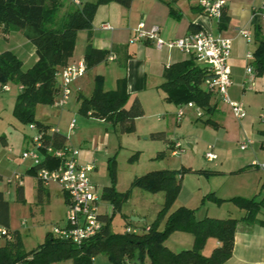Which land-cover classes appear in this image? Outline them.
<instances>
[{"label": "trees", "instance_id": "obj_1", "mask_svg": "<svg viewBox=\"0 0 264 264\" xmlns=\"http://www.w3.org/2000/svg\"><path fill=\"white\" fill-rule=\"evenodd\" d=\"M110 1L127 7L132 0H95L80 5L71 2V9L61 19H58V13L63 5L62 0H0V30L8 31L12 27L22 29L35 46L37 56L31 67L23 69L22 61L13 52L9 50L0 52V85L3 87L7 83H13L23 87L15 97L12 111L19 121L35 123L44 131L50 129L35 119V106L39 103L53 104L58 93L56 73L66 66L73 56L79 30H88L84 50L86 68H91L108 58L110 50L92 45L91 29L98 6ZM168 5L171 14H178L170 2ZM228 20L229 16L224 9L220 17V28L225 27ZM200 29L196 28L192 32ZM252 65L256 75L264 74V36L256 38ZM163 77L164 81L160 87L166 92L170 102L182 104L192 101L205 113L210 114L213 111L212 96L202 87L206 77L204 66L195 64L192 59L175 62L166 68ZM129 98L125 78L118 80L115 89L104 90L102 77L96 76L92 94L88 97L81 94L78 96V109L82 114L110 121L123 133L131 132L135 129V118L143 115L144 110L137 97L127 105ZM205 123L214 126L209 119L205 120ZM150 136L161 138L163 134L155 132ZM44 142L54 147H65L67 138L60 132L54 131L46 134ZM164 153L160 151L157 157H163ZM47 162L48 160H45L43 165L52 167L56 164V162ZM32 169L36 175V169L33 167ZM188 171L191 169L150 170L135 176L131 182L132 186L148 192H163L164 201L160 215L165 214V221L162 227L159 226V215L143 228L142 232H115L110 226L111 217L102 214L104 222L102 230L82 245L76 246L49 232L42 243L28 252L23 249L20 231L9 228V203L0 190V225L6 227L10 233V237L0 244V264H92L99 253L105 254L108 261L113 264H126V260L135 252L138 259L134 264H141L145 256L149 258L151 264H224L232 255L239 221L264 225V220L257 218L264 200L257 199V196H234L223 199L213 192L204 195L202 203L206 199L216 204L224 201L233 202L244 210L240 218H216L208 215L197 218L194 208L180 205L172 209V204L181 188L179 175ZM261 188L264 189V182ZM38 190H41L40 186ZM16 192L18 198L22 200L21 182L16 183ZM128 194V189L123 192L117 191L113 183L102 188V197L110 200L114 208H120ZM175 231L192 234V246L180 251L169 249L165 240ZM208 238L217 239L219 244L209 255H204L202 250Z\"/></svg>", "mask_w": 264, "mask_h": 264}, {"label": "crops", "instance_id": "obj_2", "mask_svg": "<svg viewBox=\"0 0 264 264\" xmlns=\"http://www.w3.org/2000/svg\"><path fill=\"white\" fill-rule=\"evenodd\" d=\"M70 1L75 4L72 0ZM78 1L82 4L90 0ZM168 2L178 11V14L170 13ZM263 2L264 0H227L226 11L229 20L223 28H220V20L205 15L191 0H132L127 7L115 1H110L99 5L96 10L92 20V45L96 48L110 50V54L113 55V58H107L105 61L91 68H86L84 75L74 81L75 85L73 89L75 92V101L78 106V96L80 94L86 97L92 94L96 76L102 77L104 90L115 89L118 80L125 78L127 91L130 94L127 105L137 97L142 104L144 110L143 115L147 108L151 111L155 110L161 112L162 110H166V112H168V109L170 110V105H174L176 109L175 123L181 125L184 115L178 120L176 112L178 107L185 103L175 104L168 100L166 92L160 87L161 83L164 81L163 74L166 68L175 62L192 59L195 64L201 65V63L195 60L189 53L177 48L158 50L152 42L147 40L130 41L134 34V29L140 22H143L147 28L152 25H157L160 35L165 39L184 37L196 28L205 29L213 33H221L232 39V51L229 59L231 67V86L229 87V94L232 99L244 103L246 116L242 119L236 118L227 104L219 101L211 94V103L214 105L213 111L208 114L200 107L203 112L202 116L199 117L196 114V116H192L193 118L188 119H195L201 121L204 125L212 126L217 130H223L225 135H228V143L232 140H236V142L240 141L241 143L246 138L251 139L252 143L248 148L244 150L241 149V151L247 152H240L237 154H231L230 150L221 146L222 144L219 141L209 143L208 146L211 145L213 147V152L217 155L216 159H218L219 156L221 157L218 163L214 164L216 169L211 170V172H205V170L200 168L198 170H193L194 168L192 165H183L181 168H190L191 171L179 175L182 187L174 202L177 204H174L176 207L183 205L197 209L195 203L193 205L189 203L190 199H188L187 196L180 198L184 187L187 185L186 177L192 174L197 175L199 178L203 176L209 193L213 192L217 197L223 199H228L230 197L228 196V175L232 174L241 178L242 186L240 190H244L242 193L238 191L239 195L235 196L244 195L252 197L259 193L264 194V189L259 190L264 182V168L252 164L255 160L264 162V124H256V118L258 116L261 115L262 118L264 117L262 113H258L257 111L264 108V102L260 103L259 101L256 102L252 100L254 96L264 95L262 92V90H264V85L262 83V81H264V74L256 75L252 65L253 59L251 60L246 57L247 52H252L253 54L255 49L250 51V43L256 46V38L264 36V19L261 14L264 12V9H261ZM241 28L248 29L252 38L250 42H247L246 39L239 34ZM9 32V30H0V34H2L7 41L9 40ZM87 36L88 30L86 29H81L77 32L74 53L69 59L68 64L84 62V50L87 43ZM15 43L17 44L13 45V47L9 45L10 47L5 50L13 52L21 60L25 58V55L33 57L34 64L37 59L35 46L25 36L24 31L22 38L17 39ZM22 49L27 52H24ZM32 65L23 69H27ZM250 65L252 71L247 72V67ZM16 87L19 92L20 89L18 85H16ZM202 87L206 90L203 83ZM68 104L67 102L66 105ZM55 107L61 110L64 108V106L59 107L58 105ZM185 107L190 109L195 108ZM219 112L224 114L221 115ZM226 112H228L229 116L226 115ZM157 114H160V118L157 117L158 121L164 120L165 114ZM215 114L219 116L214 120L212 116ZM142 116L136 117L134 122L141 119ZM207 119H209L214 126L210 123H205ZM42 123L50 128L48 129V133L51 134L53 133L52 129H56V131L63 134L58 127H51L50 124L44 121H42ZM228 128L231 131L230 135L228 134ZM155 132H161L163 136H166V129L152 131L151 133ZM255 132L259 133L260 136L254 137ZM1 138L3 143L6 144V139L3 136H1ZM165 140L168 142L166 145L167 148L171 150V155H177L180 150L183 151L181 143L177 138H166ZM260 157L263 158L262 161L258 159ZM79 160L81 163L93 164V170L95 169V158L89 149H80ZM230 160H232V162ZM19 176L22 185V176ZM35 177L37 178L36 175ZM37 182L38 186L41 187V190H38L39 199L43 200L44 195L49 194V190L46 187L54 183L43 185L38 178ZM54 185L59 187L57 184ZM193 186L192 193L188 196L191 197V195H193L192 198L195 199L196 204H198L199 198L207 191H202V187L199 186L198 183ZM60 193L65 206V196L61 190ZM259 198H263L264 200V196ZM174 205L172 209L176 208ZM218 206L220 208H218ZM223 206L224 209L222 208ZM203 207H201L202 209L198 207L196 210L195 214L197 218H202L206 215L216 218L229 217L219 214L220 211L228 210V201L222 202L221 204L208 201ZM238 214V218H240L243 216L244 210L240 209ZM259 215L260 211L258 212L257 218L264 220ZM9 228L11 229V226H9ZM169 240H171V242H169ZM165 244L172 251L176 250L174 249L175 245L180 246L179 248H184L186 246L190 248L193 244V236L188 232L175 231L165 240ZM218 244L219 242L217 239L208 238L202 250L203 254L209 255L212 249ZM224 264H264V225L258 223L248 224L244 221H239L235 231L232 255Z\"/></svg>", "mask_w": 264, "mask_h": 264}, {"label": "rangeland", "instance_id": "obj_3", "mask_svg": "<svg viewBox=\"0 0 264 264\" xmlns=\"http://www.w3.org/2000/svg\"><path fill=\"white\" fill-rule=\"evenodd\" d=\"M62 1L63 5L58 13V19H61L72 7L70 0ZM9 31L8 41L0 34V52L8 49L10 47L9 45L13 47V45L17 44L15 41L22 38V29L12 27ZM254 48L255 45L250 43V51ZM23 51L27 52L26 50ZM21 61L22 68H26L33 64V57L25 55V58ZM262 83L264 85V81ZM7 85L11 88L9 91L3 89L0 85V190L9 203V223L11 230L17 229L20 231L23 240V249L28 252L42 243L46 234L49 232L53 234L56 226H64L66 224L64 214L65 206L60 188L54 184L46 187L49 190V194L44 195L43 200L39 199V186L32 169L33 162L30 159H21L22 152L29 145L28 140L37 133V130L30 129V123H22L13 115L12 111L18 88L13 83H7ZM74 85L73 82L71 89H73ZM262 92L264 93V90ZM56 99L54 102H56ZM263 99L264 95L252 97V100L259 101L260 103L264 102ZM54 102L50 105L37 104L34 112L35 119L40 122H47L51 127H58L68 138L69 144L79 149H89L93 153L95 169L90 173V177L98 188L97 194L99 196V203L101 204L100 209L103 213H107L111 217L110 226L115 232L127 230L142 232L143 228L148 226L160 215L164 201L163 192H148L139 187L132 186L131 182L135 176L156 169L167 168L179 170L183 165H192L193 170L200 168L205 170V172H211V170L216 169L214 164L218 163L221 159L219 156L218 159L208 161L204 156L205 152L209 150L207 147L208 144L214 141H219L222 144L221 146L230 150L231 154L247 152L241 151L240 141L236 142V140H232L228 143V135H225L223 130H217L212 126L204 125L201 121L195 119H190V121L188 118H193V115L196 116L195 108L183 107L184 117L181 125L175 123L176 109L174 105H170L168 112L166 110H162L161 112L151 111L147 108L145 114L143 116L141 115L142 118L135 122V129L131 132L123 133L119 130L118 126L113 125L110 121L100 120L80 113L79 106L75 101L74 89L67 100L69 104L65 105L62 110L55 107ZM220 106L222 107L221 103ZM257 111L264 115V108ZM157 113L165 114L164 120L158 121L157 117L160 118V114ZM220 114L223 115L224 113ZM226 115L229 116L228 112H226ZM218 116L215 114L212 116V119L215 120ZM73 119H75V128L70 130L68 127ZM256 124H264V117L262 118L261 115L258 116L256 118ZM165 129L166 136L164 135L161 138L150 137L152 131ZM228 134H231L229 128ZM254 134V137L260 136L259 133L255 132ZM1 136L6 139V144L3 143ZM166 138H177L181 143L183 151L180 150L177 155H171V150L166 145L168 143L165 140ZM163 150L165 155L163 157H157V154ZM258 159L260 161L263 160L262 157ZM230 161L232 162V160ZM16 175L22 176V200L18 198L16 192ZM197 178L199 177L195 174L186 177L187 185L184 187L180 198L187 196L190 199L189 203L191 205L195 203L197 209L198 207L202 209L201 207L211 200L206 199L202 203L204 195L209 193V191L206 188L207 186L205 185L203 176L199 179ZM112 183L119 192L129 190V194L120 208H114L110 200L101 196L103 186ZM197 183L202 187V191H207L199 198L198 204L192 198L193 195L191 197L188 196L192 193L193 185ZM241 186V178L233 174L228 175L229 198L239 195L238 191L241 193L244 192V190H240ZM261 189L259 188V190ZM255 196H257V199H260L259 197L264 196V194L259 193ZM174 204H172V207ZM175 205L174 207H176ZM219 206L218 208H220ZM222 208L224 209V206ZM239 210L233 202L228 201V210L220 211L219 214L238 218ZM132 216H139L143 218V221H134L132 220ZM259 216L264 219V203L260 209ZM159 218V226L162 227L165 221V214L160 215ZM5 239V237H0V244H3ZM174 247L176 249L175 251L189 248L187 246L179 248L180 246L176 245ZM94 259L92 264H113L108 261L103 253L97 254ZM137 259L138 255L135 252L132 257L126 260V264H134L137 262ZM141 264H151V262L145 256Z\"/></svg>", "mask_w": 264, "mask_h": 264}, {"label": "built area", "instance_id": "obj_4", "mask_svg": "<svg viewBox=\"0 0 264 264\" xmlns=\"http://www.w3.org/2000/svg\"><path fill=\"white\" fill-rule=\"evenodd\" d=\"M75 4H80L78 0H72ZM202 12L210 18L220 20L222 11L226 9L227 0H191ZM261 9H264V2ZM264 19V12L261 13ZM239 34L242 35L247 42L252 40L248 29L241 28ZM147 40L152 42L156 49H174L177 48L189 53L195 60L201 63L205 68L206 77L203 80L205 89L213 94L219 101L227 104L233 115L242 119L246 116L245 105L242 101L234 100L229 94L231 86V67L229 63L232 51V39L221 33H213L211 31L200 29L191 32L184 37L175 39H165L160 35L159 27L152 25L145 27L140 22L134 29L130 41ZM246 57L253 59L252 52H247ZM109 59L113 58L109 54ZM86 71L84 62L77 64H67L60 68L56 73L58 80V93L55 104L59 107L66 105L71 95L72 83L79 77L83 76ZM251 65L247 67V72H251ZM21 90L22 85H18ZM10 90L7 84L2 87ZM195 107L197 116H202L203 112L194 102L188 101L184 105H180L176 112L177 119H181L184 115L183 107ZM30 129H36L37 133L28 140L29 145L21 154L22 160H32L33 168L36 169L38 180L43 185L51 183L57 184L65 196V221L64 226H56L53 234L61 239H66L76 246L82 245L89 238L98 234L103 227V213L100 209L99 196L97 194V186L91 180L90 173L93 170V164L81 163L79 160L80 149L72 146L67 142L65 147H54L45 143L47 131L39 129L35 123L29 124ZM75 128V119L69 124V129ZM56 131V129H52ZM252 143L249 138L244 139L240 143V149L244 150ZM212 146H208L205 152L207 160L212 161L217 158L213 152ZM47 163L56 162L52 167H47ZM254 166L264 168V162L253 161ZM15 182L20 183V176H15ZM102 196V190H101ZM129 231V230H127ZM0 237L9 238V230L0 225Z\"/></svg>", "mask_w": 264, "mask_h": 264}, {"label": "water", "instance_id": "obj_5", "mask_svg": "<svg viewBox=\"0 0 264 264\" xmlns=\"http://www.w3.org/2000/svg\"><path fill=\"white\" fill-rule=\"evenodd\" d=\"M132 220H135V221H143V218H139V217H136V216H132Z\"/></svg>", "mask_w": 264, "mask_h": 264}]
</instances>
